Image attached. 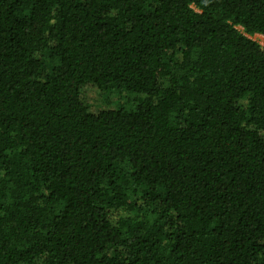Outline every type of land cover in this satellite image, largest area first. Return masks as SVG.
Listing matches in <instances>:
<instances>
[{
  "label": "trees",
  "instance_id": "trees-1",
  "mask_svg": "<svg viewBox=\"0 0 264 264\" xmlns=\"http://www.w3.org/2000/svg\"><path fill=\"white\" fill-rule=\"evenodd\" d=\"M257 34L264 0H0V264H264Z\"/></svg>",
  "mask_w": 264,
  "mask_h": 264
},
{
  "label": "rangeland",
  "instance_id": "rangeland-1",
  "mask_svg": "<svg viewBox=\"0 0 264 264\" xmlns=\"http://www.w3.org/2000/svg\"><path fill=\"white\" fill-rule=\"evenodd\" d=\"M264 45V36L257 34L252 37ZM83 99L92 112H99L105 109H115L121 104L123 98L119 94H110L106 97L95 85H86L83 88Z\"/></svg>",
  "mask_w": 264,
  "mask_h": 264
}]
</instances>
